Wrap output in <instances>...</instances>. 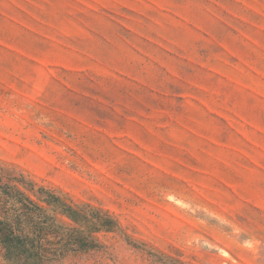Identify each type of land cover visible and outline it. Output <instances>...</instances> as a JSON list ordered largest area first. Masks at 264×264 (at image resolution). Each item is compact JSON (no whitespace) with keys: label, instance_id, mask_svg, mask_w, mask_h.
<instances>
[{"label":"rangeland","instance_id":"obj_1","mask_svg":"<svg viewBox=\"0 0 264 264\" xmlns=\"http://www.w3.org/2000/svg\"><path fill=\"white\" fill-rule=\"evenodd\" d=\"M16 190L43 264H264V0H0V218Z\"/></svg>","mask_w":264,"mask_h":264},{"label":"trees","instance_id":"obj_2","mask_svg":"<svg viewBox=\"0 0 264 264\" xmlns=\"http://www.w3.org/2000/svg\"><path fill=\"white\" fill-rule=\"evenodd\" d=\"M14 193L13 198L21 203V206L12 214H5L0 218V245L4 249L5 258L11 264H43L41 237L45 231L56 226L54 219L47 216L35 203H25V198L19 191ZM46 201L75 222H81L82 218H85L79 207L73 206L58 195L48 194ZM73 230L78 232L79 229ZM64 239L62 249L73 241L77 245L82 243V238L72 239L65 236Z\"/></svg>","mask_w":264,"mask_h":264}]
</instances>
